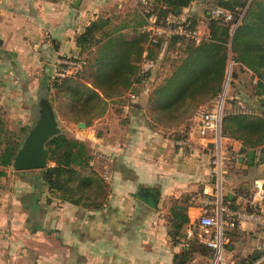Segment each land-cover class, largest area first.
<instances>
[{"label":"crops","instance_id":"1","mask_svg":"<svg viewBox=\"0 0 264 264\" xmlns=\"http://www.w3.org/2000/svg\"><path fill=\"white\" fill-rule=\"evenodd\" d=\"M121 1L0 0V106L5 120L20 113L37 119L40 84L50 80L60 59L80 55L76 36ZM143 95L139 91L132 108L106 107L85 128L65 121L74 125L69 136L87 144L92 168L101 177L106 170L101 208H83L55 196L48 202L46 191L36 203L37 191L26 171L7 168L0 181V264H174L183 250V264H208L211 250L203 242L198 218L203 211H214L218 197L211 144L199 137L193 116L178 130L151 128L142 119ZM182 132L188 147L176 144ZM240 146L229 138L228 151L239 157L227 159L220 191L230 208L249 210L253 180L264 178V144L255 149L252 164ZM14 173L23 179H13ZM175 200L187 209L189 221L181 236L172 238L168 217ZM260 242L257 222L239 221L227 232L221 262L241 264L256 257Z\"/></svg>","mask_w":264,"mask_h":264},{"label":"trees","instance_id":"2","mask_svg":"<svg viewBox=\"0 0 264 264\" xmlns=\"http://www.w3.org/2000/svg\"><path fill=\"white\" fill-rule=\"evenodd\" d=\"M193 1L195 0H147V4H142L141 0H136L134 7L137 10L139 8L140 20L136 22V27H131L135 35L129 38L120 33V30L131 26L129 23L120 25L117 33H111L105 29L108 17L99 15L75 38L80 55L93 44H99L93 63L96 64V69L92 76V86H86L75 79L79 72L74 77L51 79V84H40L38 99L50 100L48 93L51 88L64 86L70 93V99L78 104L81 114L72 117V120L83 121L86 126L95 116L104 112L106 98L117 95L115 98L121 106L128 104L132 108L136 102L130 100L127 94L131 92L137 95L152 71L142 70V60L157 63L156 53L165 41L170 44L180 43L183 56L161 83L154 87L152 97L156 125H160L158 121L161 118L158 115L163 114H168L174 120H187L200 104L215 97L222 88L227 61L230 59L237 70L249 72L254 84L253 94L264 96V0H216L212 9H224L232 15V19L224 21L221 17L206 12L207 33L199 43L177 34H168L167 39L157 36L154 42L150 41L148 32L143 30L138 33L137 30L147 24L146 18L150 14L156 15V24L163 27L176 22L189 29L198 27L201 20L195 13L183 15V9ZM169 14L173 19L168 17ZM143 52H146L144 57ZM233 76L237 77V73H232L231 77ZM117 88L122 89L118 94L106 92L107 89ZM230 96L232 99H228L227 103L232 104L236 99H242L251 108L249 96L245 93L236 90ZM253 111L245 114L233 113L227 109L222 118V134L239 141L241 152L255 150L264 144V100ZM4 115L0 106V181L6 176V170L20 146L19 139L9 132ZM148 125L154 128L152 124ZM169 136L177 137L172 133ZM178 137H184V133H180ZM45 146L51 164L42 169L26 170L31 185L37 191L35 202L39 203V196L46 191L45 200L48 202L51 201V196H55L59 201L83 208H101L104 201V178L90 165L87 144L82 139L58 133ZM89 193L95 194L89 198ZM99 196L101 197L98 198ZM186 210L176 200L172 202L168 217L172 238L180 237L183 226L189 221ZM184 253L186 251L183 250L174 256V264L186 261Z\"/></svg>","mask_w":264,"mask_h":264},{"label":"built area","instance_id":"3","mask_svg":"<svg viewBox=\"0 0 264 264\" xmlns=\"http://www.w3.org/2000/svg\"><path fill=\"white\" fill-rule=\"evenodd\" d=\"M141 3L147 4L148 2L147 0H141ZM211 13L214 16L221 17L224 21H230L232 19V15L221 8L215 7ZM241 15L242 12L240 13V17ZM146 20L147 24L142 26V31L144 30L149 33L150 41L155 42L156 37H161L165 32L191 38L195 43H199L203 38L199 27L189 29L179 22L163 27L156 24V15L154 14H150ZM145 54L146 52H143V57ZM84 62L85 57L83 55L68 56L60 59L52 71L51 79L59 80L76 76L82 70ZM153 64L155 65L154 62L143 59L142 70H151ZM229 76V73H226L222 85L224 88H221L220 92L210 99L209 102L200 104L192 115L198 120L197 133L199 137L206 139L207 144H211L209 148L210 166L218 182V197L215 201V209L212 213L203 211L198 218V225L204 236V244L211 250V258L208 264H223L221 262V253L227 240V232L233 229L239 221H256L261 233V242L258 246L259 253L252 259L242 261L241 264H264V178H256L253 180L252 192L248 200L249 210L241 207L232 209L228 204H224L221 198V178L224 177L226 172V161L229 157L235 160L239 157L237 152L228 151L227 144L229 137L224 136L221 132L222 118L227 109L233 113L250 114L254 112L242 99H236L232 104L227 103L228 99H232L230 95H227ZM225 81L226 84L224 86ZM127 97L134 101L136 95L129 92ZM226 104H228L227 108ZM127 107L128 105L126 104L125 108ZM176 144L182 147H188L189 141L181 137L176 140ZM102 177L104 179L107 178L106 170L103 171ZM205 203H207L206 200ZM190 234L188 232L186 234L187 237Z\"/></svg>","mask_w":264,"mask_h":264},{"label":"rangeland","instance_id":"4","mask_svg":"<svg viewBox=\"0 0 264 264\" xmlns=\"http://www.w3.org/2000/svg\"><path fill=\"white\" fill-rule=\"evenodd\" d=\"M216 0H195L193 1L189 7H186L183 9V15L186 16L187 14L195 13L201 22L199 23L198 27L200 30L201 35H205L206 30V24H207V17L206 12L211 13L212 6L214 5ZM135 0L132 1H126L122 0L119 4L116 3L111 10L106 11L105 13H102L101 15L104 17H108V25L106 26L107 31H111V33H117L118 28L120 25L124 23H129L131 25L129 28L120 30V33L124 34L125 37L129 38L133 35H135V32L132 31L131 27H136V22L140 20L139 17V8H135L136 6ZM169 17L172 18V15L169 14ZM173 19V18H172ZM138 33H141L142 28H139L137 30ZM136 31V32H137ZM162 38L168 37V33L165 32L161 36ZM165 41V40H164ZM98 43L93 44V46L89 49H86L82 55L85 57V62L82 67V70L80 73L75 77V79H79L80 82H82L86 86H92V76L95 73L96 64L93 65L95 59H96V50L98 47ZM182 45L180 43L177 44H170L169 41H165L159 50L156 53V59L157 63L152 66V71L150 76L147 78L146 82L140 87V91L142 94H144L145 98V114L144 118L145 121L148 124H152L154 126V130H160L163 132H168L170 130H178L182 125H184L186 120H179V119H172L168 114L158 115L161 119L158 121L160 125H156L154 122V101H153V91L154 87V81L161 79L164 75H167L173 66L179 61V59L183 56V51L181 49ZM232 61H227V71L226 73H229V82H228V88H227V95H230L234 93V91L239 90L241 93H245V95L249 96V101L251 103V108L253 110H257L260 106V103L264 100V96H255L253 94V80L251 79L249 72L245 73L243 71H239L236 69L235 66H232ZM157 64V67H156ZM236 69V70H235ZM235 70V71H234ZM236 72L237 77L233 76L231 77L232 73ZM225 77V76H224ZM232 78L234 80H232ZM51 77L48 83L51 84ZM47 82V81H46ZM230 84V85H229ZM223 85V82H222ZM230 86V87H229ZM122 91L121 88H117L116 90H110L107 89V93L118 94ZM48 96L50 98L49 102L53 108L55 119L57 122V127L59 128V133H66L71 134V130H73V126H70V124L65 123V121L68 122H74L72 120V117L79 116L78 111V104L75 103L73 100L70 99V93L65 89L64 86H55L52 87L51 90L48 93ZM117 96V95H116ZM116 96H112L111 98H106L105 100V108L108 106H111L113 109L115 108L116 111L119 109V101L115 98ZM152 97V98H151ZM137 97L134 98V101ZM111 105H109L110 103ZM39 104V102H38ZM77 106V107H73ZM228 107V104H226V108ZM2 109V108H1ZM3 113H5V110H3ZM81 115V114H80ZM156 117V116H155ZM5 118V115H4ZM81 118V117H80ZM121 118V117H120ZM8 120V121H7ZM7 120H5L6 126L10 133H13L20 141V144L22 143L24 137L26 136L28 130L33 126L35 122V115H24L22 113L19 114H11L8 115ZM17 120H20L21 122L17 123ZM118 121V120H117ZM76 123V122H75ZM9 124V125H8ZM69 125V126H68ZM24 130L22 131V129ZM85 128V127H83ZM46 147V146H45ZM51 162L48 160V165H50ZM8 169L12 171H20V170H14L12 166L8 167ZM26 171V170H24ZM13 179H19L20 181L23 179L22 177L16 176V173H14ZM12 176V174L10 175ZM95 193H89L87 197L92 198ZM86 197V198H87ZM99 196L98 198H100Z\"/></svg>","mask_w":264,"mask_h":264},{"label":"water","instance_id":"5","mask_svg":"<svg viewBox=\"0 0 264 264\" xmlns=\"http://www.w3.org/2000/svg\"><path fill=\"white\" fill-rule=\"evenodd\" d=\"M225 84L226 81L224 86ZM77 127H85V123L80 121L77 123ZM59 131L49 100L47 98H41L39 100L38 117L16 150L12 159V168L14 170H31L47 167L48 149L45 147V144L52 136L58 134ZM254 154V149L248 151L246 155L248 163H253ZM228 197L231 199L232 194H229ZM232 209H235L234 205H232Z\"/></svg>","mask_w":264,"mask_h":264}]
</instances>
